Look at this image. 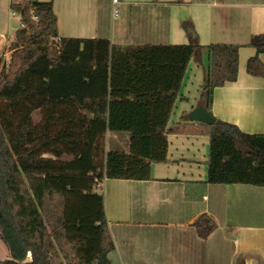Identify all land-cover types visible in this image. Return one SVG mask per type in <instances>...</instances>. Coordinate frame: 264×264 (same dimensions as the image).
I'll list each match as a JSON object with an SVG mask.
<instances>
[{
  "label": "trees",
  "instance_id": "obj_1",
  "mask_svg": "<svg viewBox=\"0 0 264 264\" xmlns=\"http://www.w3.org/2000/svg\"><path fill=\"white\" fill-rule=\"evenodd\" d=\"M11 11L21 25L10 61H0V239L10 253L0 264H112L104 182L152 180V165L169 162V135L210 138L207 184L264 186V135L247 138L218 120L195 125L187 115L169 127L191 62L204 71L196 108L214 117L213 93L237 81L241 46H203L188 20L186 45L61 38L52 1L13 2ZM249 46L257 52L247 73L262 78L264 34ZM109 132L128 133V150H107ZM235 155L248 162L237 168L249 174L240 180L223 174ZM195 227L207 239L217 224L203 215Z\"/></svg>",
  "mask_w": 264,
  "mask_h": 264
},
{
  "label": "crops",
  "instance_id": "obj_2",
  "mask_svg": "<svg viewBox=\"0 0 264 264\" xmlns=\"http://www.w3.org/2000/svg\"><path fill=\"white\" fill-rule=\"evenodd\" d=\"M52 2L61 38L108 39L119 46L186 45L189 40L182 25L188 20L203 46H241L238 79L215 89L212 114L238 127L247 138L264 135V77L247 73V62L257 52L249 46L250 39L264 34V0H119L116 6L113 0ZM13 17L11 0H0V52L12 41L8 36ZM259 58L264 63V54ZM209 63L205 55V66ZM203 77V67L191 62L169 127L184 124L183 117L196 108ZM167 139L169 162L152 165V180L104 182L105 212L115 245L109 261L264 264V186L207 184L210 138L169 135ZM233 157L223 160L228 162L224 177L248 176L243 168L237 171L248 162ZM260 170L257 161L249 167L252 177ZM203 215L217 224L207 239L200 238L195 227ZM1 244L0 262H4L10 253Z\"/></svg>",
  "mask_w": 264,
  "mask_h": 264
},
{
  "label": "rangeland",
  "instance_id": "obj_3",
  "mask_svg": "<svg viewBox=\"0 0 264 264\" xmlns=\"http://www.w3.org/2000/svg\"><path fill=\"white\" fill-rule=\"evenodd\" d=\"M20 17L16 16L13 17L11 20V30L10 34L8 36L9 40L14 38V35L20 28ZM40 114L36 113L34 115V121L38 122L40 120ZM129 138L130 135L128 133H116V132H109L108 133V142H107V150H113V149H122L126 150L127 147H129ZM117 141V142H116ZM116 142V143H115ZM117 147V148H116ZM1 245L6 247V245L0 240ZM4 258L3 256H0V259ZM10 260V259H9Z\"/></svg>",
  "mask_w": 264,
  "mask_h": 264
},
{
  "label": "water",
  "instance_id": "obj_4",
  "mask_svg": "<svg viewBox=\"0 0 264 264\" xmlns=\"http://www.w3.org/2000/svg\"><path fill=\"white\" fill-rule=\"evenodd\" d=\"M189 120L194 123H201L206 125H214L217 121L214 117H212L205 107L199 106L193 109L188 116ZM29 257H31V253L29 252Z\"/></svg>",
  "mask_w": 264,
  "mask_h": 264
},
{
  "label": "built area",
  "instance_id": "obj_5",
  "mask_svg": "<svg viewBox=\"0 0 264 264\" xmlns=\"http://www.w3.org/2000/svg\"><path fill=\"white\" fill-rule=\"evenodd\" d=\"M33 1H39V2H51L52 0H11V3L13 2H33ZM113 4L116 6L119 4V0H113ZM119 13H117L115 11V16H118ZM11 15L12 16H19L17 13H15L14 11H11ZM20 17V16H19ZM11 43V42H10ZM10 43L7 45V47L0 52V61L3 62V64H8V62L10 61L11 58V53L9 51V45Z\"/></svg>",
  "mask_w": 264,
  "mask_h": 264
}]
</instances>
